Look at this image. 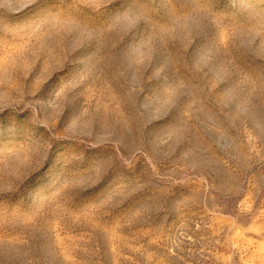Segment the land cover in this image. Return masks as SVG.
Wrapping results in <instances>:
<instances>
[{
  "label": "rangeland",
  "instance_id": "374dc122",
  "mask_svg": "<svg viewBox=\"0 0 264 264\" xmlns=\"http://www.w3.org/2000/svg\"><path fill=\"white\" fill-rule=\"evenodd\" d=\"M0 264H264V0H0Z\"/></svg>",
  "mask_w": 264,
  "mask_h": 264
}]
</instances>
